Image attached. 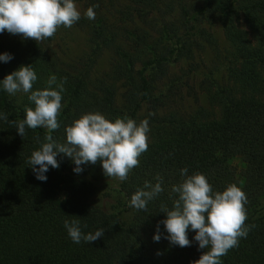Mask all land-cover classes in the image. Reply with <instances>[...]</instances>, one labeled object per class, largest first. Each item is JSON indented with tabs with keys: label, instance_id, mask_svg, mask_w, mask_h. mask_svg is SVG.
Masks as SVG:
<instances>
[{
	"label": "trees",
	"instance_id": "trees-1",
	"mask_svg": "<svg viewBox=\"0 0 264 264\" xmlns=\"http://www.w3.org/2000/svg\"><path fill=\"white\" fill-rule=\"evenodd\" d=\"M75 2L96 14L95 20L81 15L73 26L87 36L86 57L64 67L49 48L53 38L37 44L0 36V54L13 56L0 62V81L21 65H32L37 73L34 90L46 88L52 75L58 83L66 78L60 128L51 133L58 143L66 142L65 130L73 121L100 112L110 121L148 119L149 150L126 181L113 182L123 200L116 211L92 202L101 164L83 165L77 174L72 160L61 154L59 169L50 168L47 181H39L28 160L47 129L26 128L22 138L14 125L0 120V264H193L204 251L195 232H188L191 247L173 246L160 223L166 219L161 206L171 209L178 198L171 189L184 179V168L189 176L204 174L215 191L234 183L247 195L250 231L222 264H264V0ZM210 20L219 23L228 45L224 74L220 80H202L206 107L179 110L172 107L181 91L171 71L187 63L193 72L199 40L211 41L201 27ZM105 56L107 69L98 72ZM25 107H34L28 94L10 96L0 85V113L22 120ZM157 175L164 192L146 211L130 207L131 196L145 181L155 184ZM121 212L131 214L129 222ZM65 220H78L85 234L102 228L105 235L76 244ZM158 224L162 238L155 242Z\"/></svg>",
	"mask_w": 264,
	"mask_h": 264
},
{
	"label": "clouds",
	"instance_id": "clouds-1",
	"mask_svg": "<svg viewBox=\"0 0 264 264\" xmlns=\"http://www.w3.org/2000/svg\"><path fill=\"white\" fill-rule=\"evenodd\" d=\"M81 15L75 0H0V34L7 32L40 44L54 38L62 27H73ZM83 15L90 20L96 18L93 7H89ZM12 59L9 53L0 54V62L8 63ZM37 80L32 65H21L0 81L7 94H28V100L34 105L25 107L22 120L10 121L5 113H0V120L14 125L22 138L26 135V128L48 131L40 148L28 160L36 179L46 182V173L50 168L59 169L57 158L63 154L72 160L77 174L84 171L83 165L99 163L106 177L126 181L133 169L139 167L141 156L149 150V120L137 123L124 117L110 121L100 112L87 113L66 128V142L58 143L51 133L60 128L66 78L58 83L57 77L52 75L46 82V88L34 90ZM187 173V168L182 169L184 179L171 189L178 196L173 201V207L161 206V212L166 215V219L160 222L167 232L164 238L173 246L191 247L193 242L188 232H195L194 240L199 250L204 251L193 264H222L221 258L238 248L240 240L247 238L250 231L246 223L247 195L234 183L223 191H215L204 174L189 176ZM155 179V184L145 181L143 188L137 189L130 198V207L146 211L148 203L164 192L163 178L157 175ZM64 227L76 244L81 241L91 244L105 235L102 228L94 234H85L78 220H65ZM161 238L158 224L154 241L159 242Z\"/></svg>",
	"mask_w": 264,
	"mask_h": 264
},
{
	"label": "rangeland",
	"instance_id": "rangeland-1",
	"mask_svg": "<svg viewBox=\"0 0 264 264\" xmlns=\"http://www.w3.org/2000/svg\"><path fill=\"white\" fill-rule=\"evenodd\" d=\"M77 5L82 15L88 9L85 5L78 3ZM201 27L206 30V34L211 41L208 42L203 38L199 40L200 48L193 59V72H189L190 69H188L187 63H180L171 71L175 74L173 81L181 91L179 97L181 100L175 104L176 106L172 107L179 110H190V106L206 107V96L200 88L202 80L208 77L220 80L224 74V56L228 45L223 37L222 28L215 20L206 21ZM0 36L11 35L5 32L0 34ZM212 43L213 45H211ZM48 45L64 67L78 65L79 61L86 57L88 52L87 36L84 31L76 27L59 30ZM108 62L109 58L106 56L103 61H99L98 72L106 70ZM115 181L117 180L106 177L103 171L100 173L97 194L92 201L95 205L103 206L107 209L115 207L116 211L121 209L120 203L123 200L111 188ZM120 217L123 221L129 222L131 214L121 212Z\"/></svg>",
	"mask_w": 264,
	"mask_h": 264
}]
</instances>
